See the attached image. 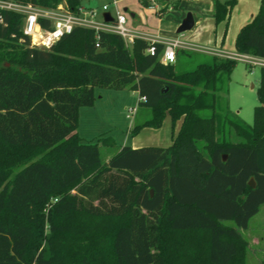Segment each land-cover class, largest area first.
I'll use <instances>...</instances> for the list:
<instances>
[{
  "label": "trees",
  "instance_id": "obj_1",
  "mask_svg": "<svg viewBox=\"0 0 264 264\" xmlns=\"http://www.w3.org/2000/svg\"><path fill=\"white\" fill-rule=\"evenodd\" d=\"M235 3L214 0L216 24L228 25ZM0 17V264H248L240 231L264 204V68L248 125L228 111L234 61L177 50L163 64L162 44L137 39L128 49L118 35L85 28L39 49L21 15ZM234 47L264 58V0ZM105 88L136 92L150 108L133 135L167 117L180 122L172 144L122 146L103 162L77 129L80 109ZM225 128L240 141L220 139Z\"/></svg>",
  "mask_w": 264,
  "mask_h": 264
},
{
  "label": "rangeland",
  "instance_id": "obj_2",
  "mask_svg": "<svg viewBox=\"0 0 264 264\" xmlns=\"http://www.w3.org/2000/svg\"><path fill=\"white\" fill-rule=\"evenodd\" d=\"M112 1L81 0V5L85 9L94 10L97 19H100L103 5H108L109 11L113 12ZM115 1L121 12L127 11V13L136 15L137 21H134V25L131 19H128L129 23L151 35L175 37L181 40H189L194 34H200L199 36L203 34L204 38L211 35L210 32L207 33L206 31V20L209 18L211 8L207 9L206 5L211 7L212 0H175V2L173 0H148L158 7L167 5L165 2H169L171 7L163 17L149 11L143 0ZM260 1L236 0L228 25L225 26L223 23L212 24L214 27L212 38L216 39V48L230 52L235 51L234 40L240 29L249 22L251 16L258 13ZM188 13L198 19V23L190 31L182 34L174 33V24L178 21L181 23ZM161 21L163 23L158 24ZM259 79V67H249L238 62L228 84L226 95L228 111L248 125L253 124L254 108L258 105ZM138 98L139 95L136 92L128 89H95L94 105L80 109L77 135L83 143H97L99 145L103 162H107L122 146H129L134 149L142 147L166 148L172 144V137L178 133L180 122L173 124L168 117L163 121L160 128H144L138 134L133 135L131 133L135 126L142 125L151 118L150 108L139 105ZM133 108L135 111L129 119L126 115ZM199 115L203 118L209 117L210 112L199 111ZM219 138L227 141H240L227 128L223 130V133H219ZM198 149L206 156L202 150V142L198 143ZM224 224L233 226L230 221H225ZM240 233L249 246L248 264H260L264 260V204L258 214L249 222V228L241 230Z\"/></svg>",
  "mask_w": 264,
  "mask_h": 264
},
{
  "label": "built area",
  "instance_id": "obj_3",
  "mask_svg": "<svg viewBox=\"0 0 264 264\" xmlns=\"http://www.w3.org/2000/svg\"><path fill=\"white\" fill-rule=\"evenodd\" d=\"M154 7L150 2V8ZM113 12L109 11L108 5L102 6V16L97 19V14L92 9L79 7L75 12L66 8V5L59 4L55 8H40L30 3H21L14 0H0V13L10 12L21 15L22 33L30 40L32 47L48 50L53 44L59 41L63 36L69 35L75 28L91 29L95 32H104L118 35L122 38L125 47L131 49L135 40L143 39L151 44L159 43L163 45V52L160 61L163 64L175 62L177 50H188L192 52L216 56L222 59L240 62L249 67L264 68V58L255 57L248 54H240L236 51L230 52L217 48L203 47L188 43L178 38H161L158 36H148L147 34L131 29L127 24L126 15L121 12L115 0L112 1ZM108 12L111 21L106 22L103 14ZM41 21L48 24V27H42ZM0 22L2 19L0 17ZM150 54L154 53V46L148 49ZM166 53H174L173 59H169ZM135 109H131L130 116ZM56 201V200H54Z\"/></svg>",
  "mask_w": 264,
  "mask_h": 264
},
{
  "label": "crops",
  "instance_id": "obj_4",
  "mask_svg": "<svg viewBox=\"0 0 264 264\" xmlns=\"http://www.w3.org/2000/svg\"><path fill=\"white\" fill-rule=\"evenodd\" d=\"M157 1H159V0H157ZM156 1V2H157ZM170 1V0H169ZM218 1H220V0H218ZM225 1H227V0H223V1H220V2H225ZM173 2H175V0H173ZM173 2H172V4H173ZM213 2H214V0H212V3H211V7H209L208 5H206L207 6V9H210L211 8V12L209 13V18L206 20V31H207V33L208 32H210L211 33V35L210 36H208V38H204V35L202 34L201 36H199V35H197V34H194V35H192V37L189 39V40H183V41H186V42H188V43H191V44H195V45H199V46H203V47H210V48H216L215 47V45H216V39H214V38H212L213 37V35H212V32L214 31V27H212V24H214L215 25V19H214V14H213ZM143 3L145 4V5H147V7H148V10L149 11H153L154 12V14L155 15H158V16H160V17H163L164 15H166V13L168 12V9L171 7V5L170 4H168L169 2H165V3H167V5H161L160 7H158L157 5H155L154 4V7H152V8H150V2L148 1V0H143ZM124 12V14L126 15V17H127V24H128V26L131 28V29H133V30H135V31H139V32H143V33H145V34H147L148 36H158V37H161V38H168V39H172V38H175V37H163V36H159V35H151L150 33H148V32H146V31H144V30H140V29H138V28H136V27H134L133 25H134V21H137L136 20V15L134 14V13H127V11H123ZM232 12V11H231ZM193 16V15H192ZM230 17H231V14H230ZM230 17H229V20H230ZM254 16H251V19L253 18ZM128 19H131V20H133V25L131 24V23H129V21H128ZM193 19H194V25H193V27H192V29L195 27V25L198 23V19H196L194 16H193ZM251 19L249 20V22L251 21ZM160 21V20H159ZM182 22V21H181ZM160 23H163L162 21L161 22H158V24H160ZM228 23H229V21H228ZM180 24L181 23H179V21H178V23L176 22L175 24H174V33H176V30H177V28L180 26ZM224 24V23H223ZM225 25V24H224ZM246 25V24H245ZM191 29V30H192ZM223 38V37H222ZM179 39V38H178ZM181 40V39H180ZM222 43H223V40L221 41ZM234 42H235V40H234ZM218 49V48H217ZM220 49H222V48H220ZM223 50V49H222ZM234 50H235V47H234ZM226 51V50H225ZM147 121V120H146Z\"/></svg>",
  "mask_w": 264,
  "mask_h": 264
},
{
  "label": "water",
  "instance_id": "obj_5",
  "mask_svg": "<svg viewBox=\"0 0 264 264\" xmlns=\"http://www.w3.org/2000/svg\"><path fill=\"white\" fill-rule=\"evenodd\" d=\"M103 17L106 22L111 21L110 14L108 12L103 14ZM194 25V19L192 14L188 13L185 18L182 20L180 26L176 30V34H182L184 32L190 31ZM225 159V158H224ZM249 186L254 187V181L251 179ZM152 194V191H151Z\"/></svg>",
  "mask_w": 264,
  "mask_h": 264
},
{
  "label": "clouds",
  "instance_id": "obj_6",
  "mask_svg": "<svg viewBox=\"0 0 264 264\" xmlns=\"http://www.w3.org/2000/svg\"><path fill=\"white\" fill-rule=\"evenodd\" d=\"M166 55L168 56L169 59H173L174 57V53H166Z\"/></svg>",
  "mask_w": 264,
  "mask_h": 264
}]
</instances>
